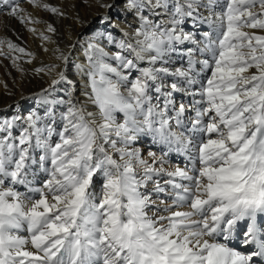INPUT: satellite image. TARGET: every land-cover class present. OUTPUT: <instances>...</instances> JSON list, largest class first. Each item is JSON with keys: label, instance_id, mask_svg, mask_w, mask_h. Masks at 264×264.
Masks as SVG:
<instances>
[{"label": "snow or ice", "instance_id": "obj_1", "mask_svg": "<svg viewBox=\"0 0 264 264\" xmlns=\"http://www.w3.org/2000/svg\"><path fill=\"white\" fill-rule=\"evenodd\" d=\"M0 4L31 19L16 0ZM124 11L138 23L116 40L108 28L119 23L103 14L88 66H77L85 100L49 99L56 85L72 84L59 72L39 94L48 122L36 112L0 121V264H264V35L248 31H264V0H125ZM189 19L209 26L202 41L181 27ZM101 39L117 50L106 52ZM186 41L187 66L170 68ZM205 53L211 63L198 58ZM205 69L211 75L200 79ZM22 119L27 127L13 136ZM141 135L186 154L191 167L166 171L167 153L143 159L130 147ZM161 174L169 179L152 191L168 193L167 215L142 191ZM239 222L247 252L229 246Z\"/></svg>", "mask_w": 264, "mask_h": 264}, {"label": "bare ground", "instance_id": "obj_2", "mask_svg": "<svg viewBox=\"0 0 264 264\" xmlns=\"http://www.w3.org/2000/svg\"><path fill=\"white\" fill-rule=\"evenodd\" d=\"M78 1L79 0H71V2L65 0H38L37 3H32L30 0H16V2L20 5V8L24 10L23 15L25 17H30L31 19L28 22H22L20 17H13L7 14L9 8L6 12H4V16H0V40L5 42L4 44H0V52L3 53L0 54L1 121L4 119L13 118V116H10L9 112L11 104L14 103L16 105L17 112V110L23 107L22 101L25 97L30 98L32 101L38 102L39 94L43 89H47L49 87L53 79L58 78L59 72H63L67 77V80L72 81V84L69 85L67 82H62L56 85V91L50 93L49 99H60L61 97L67 98L69 92L71 93V96L74 100L83 101L86 99L84 97V92L86 91V77L81 71H76L75 73L72 72L69 67L71 65L70 62H72V58H75V60H78V63L81 67L88 66V56L86 54V50L84 45H82V41L78 40V37L84 34L89 27H92L91 24L95 19L99 20L103 14H108L110 10L100 8L99 5L95 3L96 0L92 1L89 7L80 8ZM112 1L113 0H104L105 3H111ZM44 4L49 5V8L58 9L60 13H63V15L46 10L43 7ZM1 6H3V4H0V7ZM216 11H219V9H216ZM53 14H56L57 22L50 20V17ZM205 14L207 13L205 12ZM31 21H39V23H33ZM190 23L194 25L191 20ZM49 25L55 29L54 32L48 31ZM195 25L199 26V29L203 32L210 30L206 23H198ZM121 27L125 29L127 28L125 24H123ZM33 29L35 31H33ZM248 31H253L256 32V34L264 35V31L262 30L249 29ZM41 34L49 37V39H43ZM195 37L201 41L203 40V38L198 36ZM121 38V34L116 37L117 40ZM9 41L18 45L20 48H23L25 51L21 53L8 48L4 50V45H7V42ZM185 43L190 44L187 41L184 42V44ZM184 44H177L176 47H179L178 45ZM6 52H9L13 57L17 56V58L23 61L22 71L16 72L12 68L4 65V53ZM62 55L67 57V62L61 59ZM197 55L199 59H208L211 63V55L209 53ZM143 66L148 65L144 64ZM168 66L172 69H175L176 67H186L187 59L184 57H175L172 53L171 61ZM157 67H159V65H157ZM49 68H53V70L49 71ZM37 69H43V71L38 72ZM210 75V70L205 69L203 72H201L200 79ZM60 92L63 94L60 95ZM173 95L177 100L182 98L181 94L174 93ZM184 99L185 102H187V98ZM153 102L155 103V100ZM32 107L33 109L31 112H36V114H38L40 111L39 113L42 114L40 116L43 118V122H48L47 118L44 117L45 106H42L41 103L38 102V106ZM88 108L89 110H94L91 105H88ZM62 111L63 106H59L55 109L56 124L53 126L56 127L57 131H60L62 127V122L60 120V114ZM192 115H194V113L191 112L190 116ZM15 116H19V113H16ZM27 116L28 115H26V117ZM120 118L122 119V114L120 115ZM24 127H27L25 120H23L21 123L17 122L15 126V128H20V130H22ZM0 135L2 134L0 133ZM54 136L56 137V135ZM146 137L153 139L151 135H141L138 140L134 141L130 145V147L137 148L138 145H136V142H141L142 140L146 139ZM147 141L149 142V140ZM145 145H151L154 151H156L157 157L163 156L164 153H167V156L164 157L166 162L163 165L166 171H172L176 166H180L182 168L185 166L191 167L186 154L169 151L167 145L160 143L149 142V144ZM40 154H42L40 150L33 152V155L37 158ZM147 157V160L151 162L152 158L149 155ZM33 167L35 168L36 165H33ZM156 167H160V165L157 164ZM40 177L43 178L42 173H40ZM167 179H169V177L164 174L153 176V180L149 181L147 187L142 189V191L146 194H150L151 199L156 202L154 205H152V211L156 212L157 208H159L160 211L158 215H167L163 209L166 204H171V199L167 192L155 193L152 191V189L154 187L155 181H159L161 184H163ZM19 190L24 191L22 187L19 188ZM165 198L170 200V202L167 203L168 200L165 201ZM161 201L164 203L161 204ZM243 228H246V222H239L237 224L236 237L229 242V246L234 247L241 252H247L248 248L242 246L240 242L242 238L241 234L244 231L242 230ZM21 234L24 235L26 233L22 231Z\"/></svg>", "mask_w": 264, "mask_h": 264}, {"label": "rangeland", "instance_id": "obj_3", "mask_svg": "<svg viewBox=\"0 0 264 264\" xmlns=\"http://www.w3.org/2000/svg\"><path fill=\"white\" fill-rule=\"evenodd\" d=\"M65 1L71 2V0H65ZM92 1H94V0H79L78 4H79L80 8H87L91 5ZM37 2H38V0H36V3ZM111 3H113L115 6L112 9H110L108 15H110L112 17L113 21H117L119 23V27L116 28L115 30H113L112 28L109 27L108 31H111L113 33V36L116 39V37L120 34V28L123 24H125L128 28L129 26H131L133 24H137L138 21L135 20L131 14L124 11L125 0H113ZM61 4H62V1H61ZM0 10H1L0 16H4V12H6L8 10V7L3 5L0 7ZM42 10H44V9H42ZM50 20L57 22L56 14H53L50 17ZM91 26L92 27H89L88 30H86V32L84 34H82L80 37H78V40L82 41V45H84L85 50H86L88 43H97L99 34L104 32V30H105V26L100 23V19L99 20L95 19L94 22L91 24ZM181 27L184 29L185 32H192L193 35L198 36L200 38H203L202 34L204 32L199 29L200 28L199 26L192 25L190 23V19L187 20L183 25H181ZM99 43L101 44L102 47H104L106 52H109L110 50L114 52L117 50L114 45L108 44L106 42V40L101 39V40H99ZM178 46L179 47H176V49H177L176 52L173 53L174 56L180 58V57H182V53H185V55L183 57L186 58V48L191 47V45L188 43H185L184 45H178ZM7 48H8L7 45H4V50ZM88 63H89V61L87 62V65H88ZM70 64L71 65L69 67H70V70L72 72L75 73L76 71H80L77 67L79 65L78 60H75V58H72V62H70ZM4 65L12 68L16 72H20L23 70V61L21 59L17 58V56L16 57L11 56V54L9 52L4 53ZM62 94L63 93L60 92V95H62ZM22 102H23L22 103L23 107H21L19 110H17V112H16V105L14 103L10 105V109H9L10 116L15 117L16 113H19L20 117H26V115H29L30 113H32L31 112L33 109L32 106H38L37 101H32L28 97H25ZM39 112L37 115H39V116L42 115ZM190 115H191V112L187 113L185 116L187 117ZM22 121H23V119L20 121H17V122L21 123ZM20 131H21L20 128L14 127L13 132H12L13 136H18ZM1 134L4 135L3 133H1ZM52 138H53L54 142L58 140V136H56V137L53 136ZM147 140H149V142H151V143H154L153 139H150L148 137H146V139L142 140L141 142H136L137 143L136 145H138L136 149L139 150L140 155H142V158L145 160L148 159L147 156H148L149 151L156 153V151H154V149L151 145L150 146L145 145V144H149V142ZM100 179H101L100 177H94V183ZM95 190L97 192H99L98 191V190H100V184L99 183H95ZM167 200L168 199L165 198V201H167ZM169 202H170V200L167 201V203H169Z\"/></svg>", "mask_w": 264, "mask_h": 264}]
</instances>
